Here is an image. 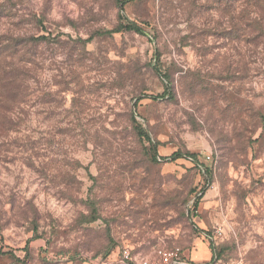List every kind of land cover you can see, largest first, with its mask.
<instances>
[{
	"label": "rangeland",
	"instance_id": "1",
	"mask_svg": "<svg viewBox=\"0 0 264 264\" xmlns=\"http://www.w3.org/2000/svg\"><path fill=\"white\" fill-rule=\"evenodd\" d=\"M0 101V264H264V0H0Z\"/></svg>",
	"mask_w": 264,
	"mask_h": 264
},
{
	"label": "built area",
	"instance_id": "2",
	"mask_svg": "<svg viewBox=\"0 0 264 264\" xmlns=\"http://www.w3.org/2000/svg\"><path fill=\"white\" fill-rule=\"evenodd\" d=\"M97 262V261H95ZM116 264H199L192 261L180 248L160 249L151 257L133 256L130 249L118 250ZM98 264V263H94ZM106 264V263H103Z\"/></svg>",
	"mask_w": 264,
	"mask_h": 264
},
{
	"label": "trees",
	"instance_id": "3",
	"mask_svg": "<svg viewBox=\"0 0 264 264\" xmlns=\"http://www.w3.org/2000/svg\"><path fill=\"white\" fill-rule=\"evenodd\" d=\"M124 30L133 31V30H135V27H133V25H130L129 24V25H126L124 27ZM57 38L58 37L52 38L51 36H42V37H39V38L35 39V41L36 42L55 41ZM158 71L163 74V76H164V78L166 80H169V75L167 73H164L163 70H161L160 68H158ZM14 77H17V76L14 75ZM23 102L24 101H0V114L4 115L5 116L4 117L5 119L6 118L8 120L12 119L11 117L15 116L16 111L20 108V106L23 104ZM136 131H138L137 133L139 134V137L141 139L148 140L150 143L152 142L151 139H150V137L142 130L141 127H137V130ZM192 156L195 157V155H192ZM186 158L194 161L193 157H187L186 156ZM199 202H200V197H197V199L194 201V205H193V208L191 209V212L188 213V216L190 218L195 217V215L197 213V210H198ZM208 237H209V235H208ZM209 238H211V236ZM25 251L29 255V244L27 245Z\"/></svg>",
	"mask_w": 264,
	"mask_h": 264
}]
</instances>
